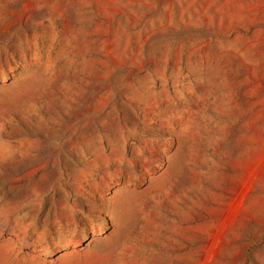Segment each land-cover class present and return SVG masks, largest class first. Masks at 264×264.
I'll use <instances>...</instances> for the list:
<instances>
[{"label": "rangeland", "instance_id": "1", "mask_svg": "<svg viewBox=\"0 0 264 264\" xmlns=\"http://www.w3.org/2000/svg\"><path fill=\"white\" fill-rule=\"evenodd\" d=\"M0 264H264V0H0Z\"/></svg>", "mask_w": 264, "mask_h": 264}]
</instances>
